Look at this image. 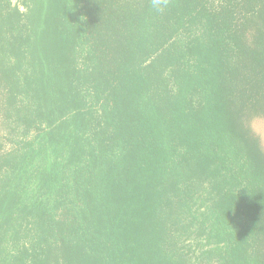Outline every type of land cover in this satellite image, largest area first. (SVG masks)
Wrapping results in <instances>:
<instances>
[{"label":"trees","instance_id":"obj_1","mask_svg":"<svg viewBox=\"0 0 264 264\" xmlns=\"http://www.w3.org/2000/svg\"><path fill=\"white\" fill-rule=\"evenodd\" d=\"M264 0H0V264H264Z\"/></svg>","mask_w":264,"mask_h":264},{"label":"rangeland","instance_id":"obj_2","mask_svg":"<svg viewBox=\"0 0 264 264\" xmlns=\"http://www.w3.org/2000/svg\"><path fill=\"white\" fill-rule=\"evenodd\" d=\"M253 130L256 134L259 135V142L262 149L264 150V123L258 122L253 124ZM196 264H201V263H196Z\"/></svg>","mask_w":264,"mask_h":264},{"label":"clouds","instance_id":"obj_3","mask_svg":"<svg viewBox=\"0 0 264 264\" xmlns=\"http://www.w3.org/2000/svg\"><path fill=\"white\" fill-rule=\"evenodd\" d=\"M157 3H159V0H157Z\"/></svg>","mask_w":264,"mask_h":264}]
</instances>
